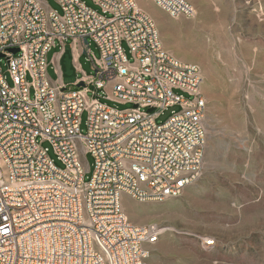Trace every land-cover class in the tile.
<instances>
[{"label": "built area", "instance_id": "built-area-1", "mask_svg": "<svg viewBox=\"0 0 264 264\" xmlns=\"http://www.w3.org/2000/svg\"><path fill=\"white\" fill-rule=\"evenodd\" d=\"M56 1L63 14L45 0H0V264H148L161 231L133 224L125 198L163 202L199 180L207 145L202 69L165 48L139 0H93L102 14L82 0ZM146 1L174 20L197 16L188 0ZM69 40L83 74L75 90L59 68L57 81L48 71L49 53L61 45L57 65ZM82 54L92 75L82 71ZM93 86L134 107H109Z\"/></svg>", "mask_w": 264, "mask_h": 264}, {"label": "rangeland", "instance_id": "rangeland-1", "mask_svg": "<svg viewBox=\"0 0 264 264\" xmlns=\"http://www.w3.org/2000/svg\"><path fill=\"white\" fill-rule=\"evenodd\" d=\"M45 1L63 14L56 0ZM82 1L102 14L93 0ZM188 1L197 9L194 19L174 20L151 1L142 6L156 21L165 48L202 69L207 99L204 167L199 180L180 197L145 203L131 199L124 208L133 224L161 231L148 264H264V0ZM123 48L130 59L126 43ZM61 50L58 44L48 55L49 75L57 81L59 68L65 85L78 89L74 84L83 74L76 68L71 40L55 65L53 58ZM91 50L100 57L93 42ZM79 63L87 75L94 73L87 54ZM1 68L13 86L6 60ZM91 89L96 91L95 86ZM96 93L113 109L134 107L103 98L102 91ZM179 110V105L168 108L158 123ZM87 121L85 113L83 135ZM86 163L88 180L94 158L87 155ZM207 240L214 245H205Z\"/></svg>", "mask_w": 264, "mask_h": 264}, {"label": "bare ground", "instance_id": "bare-ground-1", "mask_svg": "<svg viewBox=\"0 0 264 264\" xmlns=\"http://www.w3.org/2000/svg\"><path fill=\"white\" fill-rule=\"evenodd\" d=\"M140 1H141V4L149 6V4L146 0H140ZM130 200H131L130 198H125V204L128 203Z\"/></svg>", "mask_w": 264, "mask_h": 264}, {"label": "water", "instance_id": "water-1", "mask_svg": "<svg viewBox=\"0 0 264 264\" xmlns=\"http://www.w3.org/2000/svg\"><path fill=\"white\" fill-rule=\"evenodd\" d=\"M85 43L87 44V43H88V40H85ZM17 52H19V49L14 50V53H17ZM80 86H82V85H80ZM151 111H152V110H151ZM220 160H222L221 157H220Z\"/></svg>", "mask_w": 264, "mask_h": 264}, {"label": "crops", "instance_id": "crops-1", "mask_svg": "<svg viewBox=\"0 0 264 264\" xmlns=\"http://www.w3.org/2000/svg\"><path fill=\"white\" fill-rule=\"evenodd\" d=\"M140 1V0H139ZM141 2V1H140ZM58 54V53H57ZM56 55V54H55ZM55 57V56H54Z\"/></svg>", "mask_w": 264, "mask_h": 264}]
</instances>
